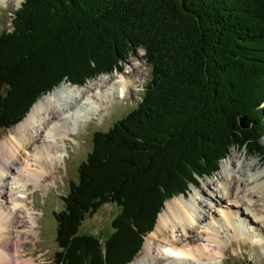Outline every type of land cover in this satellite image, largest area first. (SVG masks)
<instances>
[{"label":"trees","instance_id":"obj_1","mask_svg":"<svg viewBox=\"0 0 264 264\" xmlns=\"http://www.w3.org/2000/svg\"><path fill=\"white\" fill-rule=\"evenodd\" d=\"M12 25L0 34V129L136 49L152 67L142 100L93 134L62 197L57 264L129 263L165 201L217 171L228 146L264 157V0H24ZM108 203L112 231L82 232Z\"/></svg>","mask_w":264,"mask_h":264},{"label":"bare ground","instance_id":"obj_2","mask_svg":"<svg viewBox=\"0 0 264 264\" xmlns=\"http://www.w3.org/2000/svg\"><path fill=\"white\" fill-rule=\"evenodd\" d=\"M12 1L14 8L21 6L22 0H0V6ZM138 75L110 76L87 89L65 82L35 103L16 134L0 141V264H39L23 248V234L38 227L32 226L29 185L40 189L54 167H63L75 136L103 106L141 90L145 84ZM233 163L232 156L223 163L219 184L208 182L190 197L167 201L142 258L130 264H222L228 245L241 236L232 231L243 227L258 233L264 245V169H253V161L242 156Z\"/></svg>","mask_w":264,"mask_h":264},{"label":"rangeland","instance_id":"obj_3","mask_svg":"<svg viewBox=\"0 0 264 264\" xmlns=\"http://www.w3.org/2000/svg\"><path fill=\"white\" fill-rule=\"evenodd\" d=\"M14 6V1L11 2V5L8 8L2 5L0 6V33L3 30H10L12 28V18L16 16L15 11L20 7L19 6L18 8H14ZM2 7L7 9H2ZM138 71L141 74V79L143 78L142 80L145 84L144 86L140 87L141 90L136 91L133 89L132 91L126 93L124 98H118L108 106H103L101 112L95 117L96 119L98 118V120H95V118L93 120H90L89 123H87V126L85 127V130L82 132V134L75 136L77 141L71 146L70 151L62 162L63 167L60 166L58 170L57 167H54L51 173L47 175V178L44 180L41 188L38 186V188L40 189L35 190V188L33 187L35 185H29V191L31 192L29 193L30 206L28 207L33 209L36 217L34 218V221L36 223L33 222L32 226L35 225L34 231L37 225L38 227L36 229V232H30L31 234H23L27 235V237H23V248L27 252H29L30 255L36 256L37 260H35V263L57 264V221L54 216V211H60L64 208L62 195H66L68 193L70 180H78L79 164L81 161L86 159L88 153L92 150L93 134L99 130H108L111 126H113L115 121L121 119L132 109L137 107L139 102L142 100V96L144 94L147 83L150 82V78L152 76V67L148 64L145 58V51L140 48L132 51L131 55L126 60H121L119 62V70L101 73L97 77L88 79L84 84H77L78 87H84V89H87L93 84L100 82L103 78H110V76L112 77L121 75H131L133 77H136L138 75ZM65 82L61 83L59 86L62 87ZM59 86H57L56 88H58ZM52 91L53 90H51L50 92ZM48 94L41 97L38 101L47 97ZM260 107L264 109V102ZM22 121H20L19 123H21ZM19 123H17L13 127L0 129V141H2L3 139H9L13 134H16L15 129ZM251 125L252 124L250 123V126ZM261 142L264 144V137H262ZM230 156L233 157L234 163L238 156L247 157L248 159L253 161V164L256 165L255 167H253V169H264V157L262 154L255 152L252 149H248L247 145L240 146L235 144L228 146L227 153L225 154L224 158L220 160L217 171L209 176L196 175L198 182L196 184L190 183V187L188 188L186 193H180L165 201L163 208L158 214L154 229L146 234V240L147 237L156 230L158 218L161 212L165 209L166 202L181 196L190 197V194L194 192L196 188H206L205 184H207L208 182H212L214 185L219 184V179L221 178L223 171V163H225L228 158H230ZM234 163L231 164V167L234 166ZM49 179L52 180V182L47 183ZM118 212L119 207L114 203L103 205V207L99 211L85 220L82 226V232L84 231L100 236H105L107 233L112 231V219ZM232 233L233 235H235L236 233H241V236L239 238H234L232 242L230 241L231 243L228 245L225 251V256L223 258L222 264H264V245L259 244L260 242H258V238L260 239V236L256 237V235L258 236V233H256L253 229H246L244 227L242 228L241 232H236V230L234 229ZM249 235H252V239L254 241L253 244L251 243L252 239ZM146 240H144L142 249L133 258V260L127 264H130L135 260L138 261L142 258ZM256 242H258V244ZM40 250H42V252L38 253Z\"/></svg>","mask_w":264,"mask_h":264},{"label":"water","instance_id":"obj_4","mask_svg":"<svg viewBox=\"0 0 264 264\" xmlns=\"http://www.w3.org/2000/svg\"><path fill=\"white\" fill-rule=\"evenodd\" d=\"M240 124H241V127L243 129H246V128H249L250 127V123L249 121L245 118V117H240Z\"/></svg>","mask_w":264,"mask_h":264}]
</instances>
